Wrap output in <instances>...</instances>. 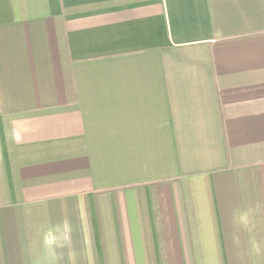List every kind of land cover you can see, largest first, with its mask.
Wrapping results in <instances>:
<instances>
[{"label":"crops","instance_id":"1","mask_svg":"<svg viewBox=\"0 0 264 264\" xmlns=\"http://www.w3.org/2000/svg\"><path fill=\"white\" fill-rule=\"evenodd\" d=\"M0 264H264V0H0Z\"/></svg>","mask_w":264,"mask_h":264}]
</instances>
